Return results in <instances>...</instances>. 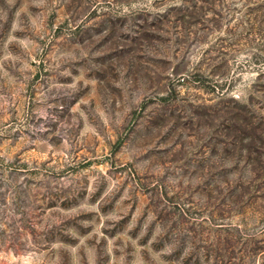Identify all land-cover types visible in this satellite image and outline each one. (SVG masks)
I'll list each match as a JSON object with an SVG mask.
<instances>
[{"label":"rangeland","instance_id":"374dc122","mask_svg":"<svg viewBox=\"0 0 264 264\" xmlns=\"http://www.w3.org/2000/svg\"><path fill=\"white\" fill-rule=\"evenodd\" d=\"M0 264H264V0H0Z\"/></svg>","mask_w":264,"mask_h":264}]
</instances>
